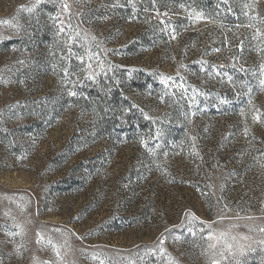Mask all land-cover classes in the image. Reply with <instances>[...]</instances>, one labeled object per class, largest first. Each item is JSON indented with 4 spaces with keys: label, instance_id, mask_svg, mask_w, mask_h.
I'll return each instance as SVG.
<instances>
[{
    "label": "rangeland",
    "instance_id": "obj_1",
    "mask_svg": "<svg viewBox=\"0 0 264 264\" xmlns=\"http://www.w3.org/2000/svg\"><path fill=\"white\" fill-rule=\"evenodd\" d=\"M261 81L264 0H0V264H264Z\"/></svg>",
    "mask_w": 264,
    "mask_h": 264
},
{
    "label": "snow or ice",
    "instance_id": "obj_2",
    "mask_svg": "<svg viewBox=\"0 0 264 264\" xmlns=\"http://www.w3.org/2000/svg\"><path fill=\"white\" fill-rule=\"evenodd\" d=\"M65 7H67V6H65ZM29 11H31V9H29ZM89 67H91L90 65H89ZM89 79H92L93 78V76L92 75H89V77H88ZM261 83L262 84H264V81H261ZM70 95H76V93H69Z\"/></svg>",
    "mask_w": 264,
    "mask_h": 264
}]
</instances>
